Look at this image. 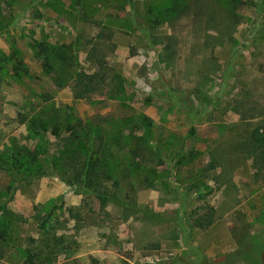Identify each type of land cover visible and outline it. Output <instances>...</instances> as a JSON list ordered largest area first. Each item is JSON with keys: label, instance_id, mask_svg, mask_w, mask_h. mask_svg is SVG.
Returning a JSON list of instances; mask_svg holds the SVG:
<instances>
[{"label": "rangeland", "instance_id": "obj_1", "mask_svg": "<svg viewBox=\"0 0 264 264\" xmlns=\"http://www.w3.org/2000/svg\"><path fill=\"white\" fill-rule=\"evenodd\" d=\"M7 1L0 0L1 24L10 19L0 31V51L8 53L14 41L21 66L29 73L25 84L33 90L28 93L48 95L56 106H71L81 120L100 119L109 130L122 129L120 138L127 148L146 133L147 168H161L150 145L156 143L165 158L183 138L186 149L215 166V175L206 180L201 194L187 191L170 177L147 185L133 183L129 176L122 179L121 188L126 193L132 186L131 195L127 200L119 195L126 204L107 201L103 207L93 195L79 193L55 176L21 180L5 202L20 215L18 235L41 243L37 216L50 209V225L61 240L49 264L184 262L193 259L190 242L205 230L191 228L187 218L193 209L204 211L196 200L204 194L205 203L215 209L213 223L231 225L240 244L236 250L240 264H264V154L249 148L252 129L264 124V0H238L235 15L202 0L199 8L193 5L185 15L150 33L140 26L135 32L105 31L99 41L100 57L120 72L124 91L111 97L101 89L88 99H74L68 85L43 75L33 54L32 45L42 37L68 41L76 30L62 17L40 18L37 9L8 8ZM122 10L112 6L108 11L123 17L126 9ZM83 29V34L95 33L87 26ZM166 46L174 50L171 64ZM86 54L78 53L80 68L93 73L96 60ZM25 93L8 78L0 79V153L10 146L33 149L42 142V136L25 130L23 121L30 111ZM141 115L151 121L148 134L133 120ZM191 126L194 134L186 137ZM47 139L55 149L54 137L49 134ZM210 233L220 235L214 229ZM0 264H5L3 259Z\"/></svg>", "mask_w": 264, "mask_h": 264}, {"label": "trees", "instance_id": "obj_2", "mask_svg": "<svg viewBox=\"0 0 264 264\" xmlns=\"http://www.w3.org/2000/svg\"><path fill=\"white\" fill-rule=\"evenodd\" d=\"M201 1L141 0L135 3L132 0H8L7 7L17 5L21 10L37 9L40 18L53 21L62 17L70 29L76 30L75 37L68 41L56 42L42 37L32 45L33 54L40 63L43 75L53 77L61 85H68L74 99H88L92 93L101 89H105L107 96L111 97L121 96L124 91L120 72L100 57L99 41L105 31L108 33L117 29L135 32L140 26L150 33L162 24L171 23L185 15L193 5L199 8ZM211 1L235 15L238 0ZM112 6L121 11L126 9L123 17L109 12ZM8 24L10 19L4 24L0 20V31ZM79 24L82 26L76 29ZM85 26L92 29L94 35L83 34ZM168 48L166 46V57H169L171 64L174 50ZM81 50H86L87 59L96 60L97 70L93 73H86L80 68L78 53ZM27 76L28 71L21 66L20 50L12 40L8 53L0 51V79L6 77L13 87L26 90L23 99L29 98L30 111L23 121L25 130L42 136V142L33 149L10 146L0 153V259L5 264H49L61 240L55 236L50 225V209L37 216V234L43 239L41 243H37V238L18 235L20 215L5 202L21 180L27 181V178L44 174L55 176L74 187L77 192L93 195L100 207H103L107 201L123 202L119 195L124 194V200L129 198L132 186L126 193L121 188L122 179L129 176L133 183L147 185H152L155 179L161 181L166 176L172 178L178 186L186 187L187 191L196 190L201 194L207 188L206 180L215 175L213 163L205 162L196 151L185 148V138L174 143L165 158L161 152L159 154L156 143L155 146L150 145L149 151L156 157L157 166L161 168H147L145 149L147 137L150 136L145 133L135 137L133 145L127 148L120 138L122 129L109 130L100 119L81 120L74 116L71 106H56L48 95L37 97L28 93L33 88L25 84ZM133 120L136 126L150 133L151 121L148 117L135 116ZM49 134L57 142L55 149H52V143L47 139ZM193 134L194 127L191 126L186 137ZM249 148H259L264 154V124L252 129ZM163 163L167 167L162 166ZM196 200L201 201L204 211L200 213L193 209L188 214L190 227L207 229L214 222L215 209L205 203L204 194L197 195Z\"/></svg>", "mask_w": 264, "mask_h": 264}, {"label": "crops", "instance_id": "obj_3", "mask_svg": "<svg viewBox=\"0 0 264 264\" xmlns=\"http://www.w3.org/2000/svg\"><path fill=\"white\" fill-rule=\"evenodd\" d=\"M230 226H216L214 223L204 231H193L199 239L190 242V253L193 259L185 258L184 262L176 259L174 264H240L236 250L240 247L239 241L231 233ZM220 232L216 236L212 230ZM203 232V233H202ZM198 260V261H197ZM186 261V262H185Z\"/></svg>", "mask_w": 264, "mask_h": 264}]
</instances>
